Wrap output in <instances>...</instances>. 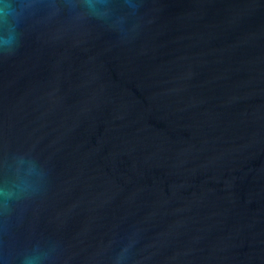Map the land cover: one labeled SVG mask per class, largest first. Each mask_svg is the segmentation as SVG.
<instances>
[{
	"label": "water",
	"instance_id": "obj_1",
	"mask_svg": "<svg viewBox=\"0 0 264 264\" xmlns=\"http://www.w3.org/2000/svg\"><path fill=\"white\" fill-rule=\"evenodd\" d=\"M16 13L0 264H264V0Z\"/></svg>",
	"mask_w": 264,
	"mask_h": 264
},
{
	"label": "clouds",
	"instance_id": "obj_2",
	"mask_svg": "<svg viewBox=\"0 0 264 264\" xmlns=\"http://www.w3.org/2000/svg\"><path fill=\"white\" fill-rule=\"evenodd\" d=\"M16 0H0V47L15 40L11 21L16 18Z\"/></svg>",
	"mask_w": 264,
	"mask_h": 264
}]
</instances>
